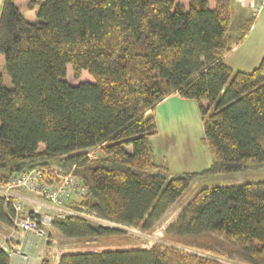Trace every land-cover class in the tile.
I'll return each mask as SVG.
<instances>
[{
	"label": "trees",
	"instance_id": "1",
	"mask_svg": "<svg viewBox=\"0 0 264 264\" xmlns=\"http://www.w3.org/2000/svg\"><path fill=\"white\" fill-rule=\"evenodd\" d=\"M231 18L232 0H4L0 186L38 166L74 168L87 193L68 207L97 219L56 216L52 227L91 240L154 230L200 176L264 171V57L252 72L224 61L255 21L235 41ZM173 95L197 101L212 164L170 177L150 138ZM15 216L0 194V223ZM165 236L203 254L156 242L68 252L59 264H264V180L201 188Z\"/></svg>",
	"mask_w": 264,
	"mask_h": 264
},
{
	"label": "rangeland",
	"instance_id": "2",
	"mask_svg": "<svg viewBox=\"0 0 264 264\" xmlns=\"http://www.w3.org/2000/svg\"><path fill=\"white\" fill-rule=\"evenodd\" d=\"M4 0H0V17L3 10ZM248 18L246 12L235 13L232 11L230 35L235 41L240 38L243 33L241 25ZM264 57V12L259 15L252 29L236 48L226 58V63L235 71L252 72L257 68ZM0 70H4V66H0ZM156 120L158 125V133L151 137V143L154 148L155 158L158 163L168 166L170 177L180 176L185 173H198L212 164V155L204 141V120L199 111L196 100L183 99L180 96H171L168 100L162 102L156 109ZM100 155L98 148L89 151L88 156L93 159ZM264 180V171H248L238 173H225L212 176H200L183 194L180 200L168 214L162 218L150 232H143L136 228L123 227L127 233L124 235H116L110 237H102L91 240H69L60 236L52 227V220L56 215L48 213L51 221L42 222L41 226L44 235L39 236L36 231L21 232L15 227H8L0 223V245L11 242L16 244V240H7L9 236L22 239L23 248L28 254H35L39 251L44 240L47 245H55L52 249L53 254L61 252L88 251V250H107L121 248H149L156 242L165 241V231L167 227L175 220L182 210L186 202L201 188L219 185H235L242 184L247 181ZM25 193H30L29 191ZM24 192L21 194L24 195ZM37 199L40 198L35 193H31ZM37 196V197H36ZM42 200V198H40ZM26 205V204H25ZM28 210V209H27ZM45 215L42 216L44 219ZM108 223V222H106ZM110 223V222H109ZM111 224V223H110ZM176 248L187 250L193 253L203 254L202 251L185 247L182 244L169 243ZM177 245V246H176ZM29 246V247H28ZM32 249L33 251L29 250ZM51 249V250H52ZM33 252V253H32ZM35 252V253H34ZM44 257V254H41ZM45 257H50L47 253ZM30 258V257H29ZM46 259V258H44ZM224 264H239L229 262L226 259L218 258Z\"/></svg>",
	"mask_w": 264,
	"mask_h": 264
},
{
	"label": "built area",
	"instance_id": "3",
	"mask_svg": "<svg viewBox=\"0 0 264 264\" xmlns=\"http://www.w3.org/2000/svg\"><path fill=\"white\" fill-rule=\"evenodd\" d=\"M254 17H258L264 11V0H250ZM35 193L40 198L50 202L60 210L59 217L73 214L75 209L68 207V204L75 197L81 198L87 193V188L75 175L74 168L51 164L38 166L26 173H22L7 180L0 186V194L13 205L16 216L14 218L15 229L21 232L36 231L39 236L44 235L42 222L51 221L46 215L44 219H36L30 216L26 209L22 192ZM78 216L97 219L85 209L77 213ZM3 246V244H1ZM21 253L20 249L18 250Z\"/></svg>",
	"mask_w": 264,
	"mask_h": 264
},
{
	"label": "crops",
	"instance_id": "4",
	"mask_svg": "<svg viewBox=\"0 0 264 264\" xmlns=\"http://www.w3.org/2000/svg\"><path fill=\"white\" fill-rule=\"evenodd\" d=\"M232 11H235V13L246 12L248 14V18L243 21L241 27L243 26V24L245 22H247L248 20H250V19H252L254 17L253 12H252V8H251V1L250 0H232ZM256 18L257 17H255V20H256ZM254 23H255V21H254ZM252 27H253V25H252ZM252 27H251V29H252ZM235 48H236V46L234 47V49ZM233 50H232V52H233ZM227 56L224 58V61L226 60ZM173 96L176 97L178 95H173ZM169 98L165 99L164 101L168 100ZM150 140H151V138H150ZM22 197L24 198V203L26 204L25 205L26 209H28V211H30V212H34V213L40 214L41 216H44V215H46L48 213H51V214L57 216V215H59L60 210L63 209V207L62 208L61 207H57V206L51 204L50 202H48V201H46L44 199L41 200L37 196H36L37 197V199H36L34 197V195L31 194V193H25L24 195H22ZM167 214H168V212L166 213V215ZM13 239L16 240V244H13L12 242H11L10 245L9 244L6 245V243L3 244L4 249L6 251H9V253H10V257H11L10 264H59L60 257L62 256V254L69 252V251H67V252H61L59 254H53V252L55 250H53L52 248L55 247V245H51V246L47 245L46 244L47 241L44 240L45 243L41 244L40 249H39V251L37 253L34 252L35 254H33V255L28 254L27 252L25 253V251H21V253H19L18 250L24 247L23 246V241L20 238L18 239V237H14V236L12 237V235L9 236L7 240L10 242V240H13ZM69 240H72V239H69ZM29 250L33 251L31 248ZM47 253L50 255V257H45V254H47ZM41 254H44V257H42ZM44 258H46V259H44Z\"/></svg>",
	"mask_w": 264,
	"mask_h": 264
},
{
	"label": "bare ground",
	"instance_id": "5",
	"mask_svg": "<svg viewBox=\"0 0 264 264\" xmlns=\"http://www.w3.org/2000/svg\"><path fill=\"white\" fill-rule=\"evenodd\" d=\"M6 199V198H5ZM7 202H10L6 199ZM11 203V202H10ZM71 208V207H70ZM73 209V208H72ZM30 212V211H29ZM80 212V209H75L73 214H69V215H77V213ZM30 216H33V214L30 212ZM46 216V215H45ZM58 216V215H57ZM59 217V216H58ZM1 246V245H0ZM4 247V246H2Z\"/></svg>",
	"mask_w": 264,
	"mask_h": 264
}]
</instances>
